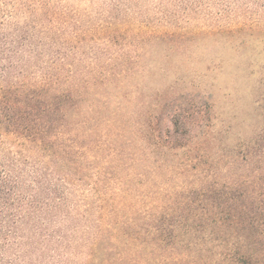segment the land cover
<instances>
[{"label":"rangeland","instance_id":"obj_1","mask_svg":"<svg viewBox=\"0 0 264 264\" xmlns=\"http://www.w3.org/2000/svg\"><path fill=\"white\" fill-rule=\"evenodd\" d=\"M15 86L51 97L70 94L72 101L62 106L71 110L69 122L77 109L82 117H98V135H117L142 148L146 160L135 173L158 169L150 157L156 136L162 140L158 153L168 159L163 177H174L171 170L184 155H196V147L177 149L164 141L166 131L173 132L172 115L195 108L205 114L204 154L220 161L212 169L220 181L259 171L264 0H0V92ZM1 134L0 166L19 153L23 161L38 160ZM15 165L12 171L21 164ZM56 177L51 173L48 180L58 185ZM77 179L64 182L62 201L46 202L16 226L0 264H93V256L110 252L107 220L96 231V207L113 197L96 195L89 180ZM177 180L180 186L183 179ZM202 185L196 179L191 188ZM120 249L126 258L123 244Z\"/></svg>","mask_w":264,"mask_h":264},{"label":"trees","instance_id":"obj_2","mask_svg":"<svg viewBox=\"0 0 264 264\" xmlns=\"http://www.w3.org/2000/svg\"><path fill=\"white\" fill-rule=\"evenodd\" d=\"M71 101L70 94L51 97L32 87L0 92V134L11 136L38 159L23 161L19 153L0 166V256L15 240L16 226L46 202L62 201V186L78 177L89 180L96 195L113 197L111 206L98 201L96 207V231L99 235L107 220L105 231L113 247L99 260L93 256V264H264V154L256 157L262 164L259 171L220 181L219 172L212 171L220 161L204 154L209 144L205 114L195 108L172 115L173 132L167 130L164 141L177 149L196 147V155H184L173 166L176 171L171 170L174 177H163L168 159L158 153L162 140L156 136L150 157L158 169L135 173L134 167L146 160L142 148L117 135H98V117H82L77 109L73 113L78 117L69 122L71 110L62 106ZM17 163L20 168L12 171ZM26 167L31 168L28 179ZM51 173L60 184L48 180ZM179 176L184 182L180 186ZM196 179L203 185L191 188ZM111 184L117 186L114 191ZM121 244L126 258L120 255Z\"/></svg>","mask_w":264,"mask_h":264}]
</instances>
